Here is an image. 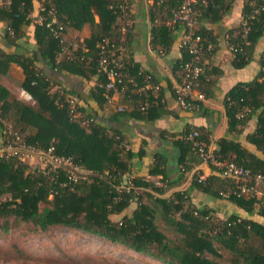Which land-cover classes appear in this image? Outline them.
Here are the masks:
<instances>
[{"label":"trees","instance_id":"1","mask_svg":"<svg viewBox=\"0 0 264 264\" xmlns=\"http://www.w3.org/2000/svg\"><path fill=\"white\" fill-rule=\"evenodd\" d=\"M35 0H12L9 6L0 5V22L3 23L0 45V77L12 63L23 73L22 89L30 100L19 99L0 83V143L1 129L10 124L22 134L26 142L72 162V166H30L15 156H0V229H8V223H31L34 230L46 231L54 226L82 230L99 239L122 244L137 252L148 254L167 264H221L213 242L235 253L234 263L241 259L244 264H264V224L236 212L225 216L215 207L194 203L187 190H177L170 196H161L163 189L152 182L133 177L124 181L131 159L142 156L139 148L133 151L120 131L97 121L95 112L74 90L65 88L61 81L45 71L69 72L94 83L90 97L100 108L108 105L105 97V76L98 70L99 45L113 43L122 48V53L112 49L109 57H120L129 74L142 82L141 73H149L133 62L128 51L130 27L127 0H36L40 2L38 15L31 16ZM234 0H198L196 33L202 37L205 48L201 58L202 71L197 79V90L204 96L210 94L214 84L213 75L220 70L204 59L217 48L214 27L231 8ZM181 0H153L151 10V44L154 48L169 46L176 30L185 31L184 24H166L172 19ZM53 8V12L51 9ZM54 15L57 23L47 26ZM242 20L228 31L227 39L233 54L235 67L245 66L252 58L255 45L264 36V0H243ZM38 16L41 20L38 21ZM95 16L98 18L95 21ZM85 24L92 27L88 37L72 36L71 30H80ZM124 25V26H123ZM33 27L35 45L24 46ZM61 26L60 35L55 34ZM124 27V31H121ZM211 44V48L206 49ZM11 48H14L11 50ZM182 57L175 63L177 82L182 76L181 64L190 58L184 47ZM260 70L250 81L239 82L226 93L223 105L227 119V131H237L255 115L256 125L246 138L264 152V51L260 54ZM152 76V75H151ZM152 88L146 93L137 92L128 86L130 97L123 95L118 104H127L125 111L114 110L109 119L132 116L141 120H154L165 113L163 89L152 76ZM53 89V90H51ZM173 92V88H172ZM174 95V94H173ZM148 101L145 109L140 106ZM193 109H202L201 100H190ZM111 105V104H110ZM190 128V127H189ZM189 128L181 133H187ZM199 132L198 139L209 144L208 131ZM180 135V136H181ZM173 141L179 153L180 172L189 166L183 162L190 155L192 162H199L190 142L181 138ZM219 158L231 160L251 172L263 170L264 159L249 152L237 141L226 137L216 140ZM161 154L154 155L150 174H165L160 165ZM76 172H73L74 168ZM203 181L192 175L190 188H196L212 199H222L244 209L249 215L264 219V206L253 205L251 198L237 195H222L227 187L236 183L220 174L214 167ZM75 171V170H74ZM74 175V178H71ZM136 186L144 187L138 192ZM158 191L153 195L149 189ZM5 195V196H4ZM2 196L4 198L2 199ZM144 197L148 202L144 201ZM136 206L127 214L121 213ZM159 214L168 224H174L180 232L177 241L169 240L157 227ZM178 214L179 221L174 219ZM113 215H120L114 219ZM257 238L260 249L252 246L239 248V242ZM210 253L212 257L206 255Z\"/></svg>","mask_w":264,"mask_h":264},{"label":"crops","instance_id":"2","mask_svg":"<svg viewBox=\"0 0 264 264\" xmlns=\"http://www.w3.org/2000/svg\"><path fill=\"white\" fill-rule=\"evenodd\" d=\"M129 3V18L125 24L130 27V38L128 51L133 62L142 69L149 72L163 89V98L167 113L154 120H141L132 116H122L118 119H109V114L114 110L113 105L108 104L104 108L99 105L89 95V90L93 85L92 80H85L69 72L47 71L49 75L61 81V84L70 90L77 92L85 103L90 105L92 112H95L97 121L102 122L120 131L124 141L133 151L142 148V156H134L129 165V171L124 175V181L137 177L139 180L152 182L154 186L163 189L161 196H168L177 190H187L194 203H202L217 208L220 211L223 206L232 209L241 216L252 218L264 224V219L258 215H249L244 209L225 203L222 199H212L204 192L190 188V181L195 171H200L205 175L212 173V168L199 162H192V157L188 155L183 162L184 166H189L184 172H180L179 153L173 141L178 139L184 130L193 126L202 131H208L209 144L216 147V140L222 137L237 141L242 147L264 159V152L259 150L255 144L248 141L246 136L251 133L256 125V117L252 116L245 125L238 126L237 131H227V119L223 100L228 90L239 82L252 80L260 70V54L264 51V36L255 45L251 60L243 67L233 65V54L228 44V31L242 20L243 0H234L231 8L223 16L222 20L214 27L217 48L204 62L217 67L221 72L214 78V84L210 89V94L201 99L202 109H183L175 102L172 92L173 86L177 83V71L174 70L175 63L182 57L180 50L181 30L173 33L175 37L169 46L158 44L154 48L151 44V10L153 0H127ZM39 1L33 2L31 16L38 15ZM98 18L95 16V21ZM124 26V25H123ZM3 23L0 22V45L3 46L1 32ZM92 27L85 24L80 30H71L72 36H79L80 39L88 37ZM125 29L121 27L123 32ZM29 37L24 45L32 48L35 45L33 38V27L30 26ZM14 48H11L13 50ZM23 79L21 68L12 63L5 73L0 77V83L9 92L19 99V91L22 89L20 82ZM120 97L114 98V103H119ZM126 104V103H125ZM127 105V104H126ZM162 155L160 166L164 168L165 174H150L149 169L153 165L154 155ZM138 192L144 191V187L136 186ZM153 195L158 191L149 189ZM131 207L122 213L129 214Z\"/></svg>","mask_w":264,"mask_h":264},{"label":"built area","instance_id":"3","mask_svg":"<svg viewBox=\"0 0 264 264\" xmlns=\"http://www.w3.org/2000/svg\"><path fill=\"white\" fill-rule=\"evenodd\" d=\"M12 0H0V5L9 6ZM198 0H181L177 10L174 12L172 19L167 21L166 24H174L180 22L184 24L185 31L182 34L180 40V47H184L190 54V58L181 64L182 76L180 81L173 86V94L175 102L183 109H191L193 105L190 100H201L204 98L203 93L197 90L198 77L202 71L201 58L205 48L202 47L200 34L196 33V12L194 5ZM53 12V8L51 9ZM41 17L38 16V21ZM52 23H57V19L54 15H51V19L46 23L50 26ZM61 26H57L55 30L56 35H60ZM98 55V70L105 76L106 82L104 84L105 97L108 104L114 105L117 111H125L128 109L126 104L114 103V98L126 95L128 97V86L130 85L134 91L146 93L147 90L158 86L152 83V76L150 73H141L142 82L136 81V78L129 74L120 57H109L108 54L112 49L118 50V53H122V48L115 47L113 43L104 42L99 45ZM211 48V44H208L206 49ZM230 49L234 50L233 47ZM20 97L30 99V95L24 89L20 90ZM149 105L146 101L140 108L143 110ZM199 132L196 127L191 126L187 133H184L180 138L185 142H190L198 157L199 164H204L208 167H214L219 170L220 174L231 178L236 183L235 190L233 186L227 187L222 195L228 196L230 193L237 192V195H244L252 199L253 205L261 204L264 206V168L256 173L251 172L249 168H245L231 160L219 158L216 153L215 147L210 144H205L198 139ZM15 156L23 159L24 156H42L46 161V165H50L55 168L61 164L72 166V162L63 157H59L52 153V147L46 150L36 148L32 144L26 142L24 136L17 131L13 130L11 125H7L1 129V143H0V156ZM45 165V166H46ZM44 166V167H45ZM43 168V167H42ZM76 169L75 167H73ZM195 175L198 181H203L206 177L200 171H195ZM74 178V175H71Z\"/></svg>","mask_w":264,"mask_h":264},{"label":"rangeland","instance_id":"4","mask_svg":"<svg viewBox=\"0 0 264 264\" xmlns=\"http://www.w3.org/2000/svg\"><path fill=\"white\" fill-rule=\"evenodd\" d=\"M39 10V9H38ZM53 90V89H51ZM20 97V91H19ZM23 100L29 101L30 99ZM10 125L6 124L5 126ZM30 166L44 167V157L27 155L22 159ZM75 170V171H74ZM73 172H76L74 169ZM171 195V194H170ZM168 194V196H170ZM5 196V195H4ZM2 196V199L4 198ZM144 201L148 199L144 197ZM136 203L130 205L131 211ZM218 211L231 213L232 209L223 206ZM120 215H113L118 219ZM174 219L179 221L178 214ZM155 223L158 229L171 241H177L180 232L174 224H168L157 214ZM213 245L219 256H214L221 264H244L240 259L234 263L235 253L222 247L214 241ZM239 248L252 246L260 249L257 238H251L247 242H239ZM208 257H212L206 252ZM0 264H167L148 254L137 252L122 244L113 243L106 239H99L79 229H71L65 226H54L46 231L34 230L31 223H8V229H0Z\"/></svg>","mask_w":264,"mask_h":264}]
</instances>
